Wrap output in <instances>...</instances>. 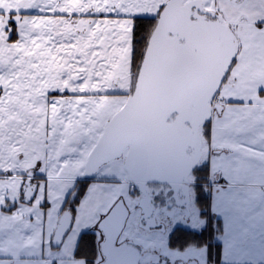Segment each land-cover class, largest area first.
<instances>
[{
  "label": "snow or ice",
  "instance_id": "1",
  "mask_svg": "<svg viewBox=\"0 0 264 264\" xmlns=\"http://www.w3.org/2000/svg\"><path fill=\"white\" fill-rule=\"evenodd\" d=\"M0 264H264V0H0Z\"/></svg>",
  "mask_w": 264,
  "mask_h": 264
},
{
  "label": "flooded vegetation",
  "instance_id": "2",
  "mask_svg": "<svg viewBox=\"0 0 264 264\" xmlns=\"http://www.w3.org/2000/svg\"><path fill=\"white\" fill-rule=\"evenodd\" d=\"M189 239L194 243V244H199L201 242H206V241H201L199 239V236H193V237H189ZM214 242V241H213ZM180 243H183V241H181Z\"/></svg>",
  "mask_w": 264,
  "mask_h": 264
},
{
  "label": "rangeland",
  "instance_id": "3",
  "mask_svg": "<svg viewBox=\"0 0 264 264\" xmlns=\"http://www.w3.org/2000/svg\"><path fill=\"white\" fill-rule=\"evenodd\" d=\"M213 243H215V241Z\"/></svg>",
  "mask_w": 264,
  "mask_h": 264
}]
</instances>
